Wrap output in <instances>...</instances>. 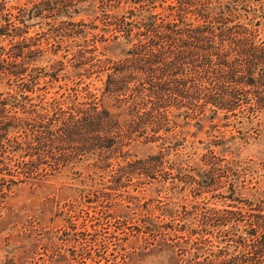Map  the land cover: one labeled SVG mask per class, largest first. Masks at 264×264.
<instances>
[{"label": "trees", "instance_id": "trees-1", "mask_svg": "<svg viewBox=\"0 0 264 264\" xmlns=\"http://www.w3.org/2000/svg\"><path fill=\"white\" fill-rule=\"evenodd\" d=\"M250 140L264 141V0H0V215L67 175L72 230L134 208L141 259L264 264Z\"/></svg>", "mask_w": 264, "mask_h": 264}, {"label": "rangeland", "instance_id": "rangeland-1", "mask_svg": "<svg viewBox=\"0 0 264 264\" xmlns=\"http://www.w3.org/2000/svg\"><path fill=\"white\" fill-rule=\"evenodd\" d=\"M129 152L133 157L144 158L152 153V149L137 144ZM241 159L264 162V141L250 140L243 148ZM262 184L257 188L264 190V182ZM135 187L128 189L135 191ZM79 188L71 182V176L62 175L50 179L45 189L35 196H30L33 189L20 192L0 215V264H78L81 261L87 264H167L166 258H139L147 241L140 239L137 243L135 233L143 231L146 219L138 213L133 215L134 208L129 212H120L130 214L126 220L119 218V213L91 210L90 218L86 219L88 230L79 228L80 225L72 230L70 215L72 207L78 202L76 193ZM194 192L198 191L190 189L188 194L193 196ZM214 196H226V190L219 188L218 191L204 193L200 200L214 203L217 202L213 200ZM81 222L79 219L78 223ZM77 241L91 243L87 253L92 258L81 259L83 247L75 249ZM127 241H132V244ZM103 254L106 260L99 258Z\"/></svg>", "mask_w": 264, "mask_h": 264}]
</instances>
